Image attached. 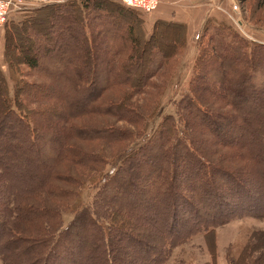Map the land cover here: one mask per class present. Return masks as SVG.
Wrapping results in <instances>:
<instances>
[{"label": "trees", "instance_id": "obj_1", "mask_svg": "<svg viewBox=\"0 0 264 264\" xmlns=\"http://www.w3.org/2000/svg\"><path fill=\"white\" fill-rule=\"evenodd\" d=\"M113 4H107L105 0H80L60 7L65 16L71 19L70 26L60 35L61 40L69 41L77 33L83 47V79L69 63L74 53L68 48L61 52L55 50L57 44L51 45L46 33L40 32L37 37L47 39L48 47L39 49L37 53H41V58L49 57L51 63L57 64L51 72L41 66V58L33 55L30 42L28 46L11 43L22 56L17 64L33 70L36 76L49 82L47 90L54 86L65 91L70 88L72 93L78 94L77 97L70 99L64 94L55 95L50 98L52 106L47 109H27L29 104L25 103L20 93L25 88V79L14 75V61L6 62L8 74L0 68V84L7 110L5 115L13 120V128L9 134L6 133L23 139L1 152L0 264H80L83 246L90 248V257L93 256L89 264H166L174 247L187 243L197 235H203L210 251L211 264H215V231L218 227L243 217L264 221V199L259 198L258 193H252L250 185L246 184L250 180L243 176V173L250 172L258 185L263 181L259 171H264V46L243 40L224 21L215 24L205 20L206 26L203 25L198 36L199 52L195 58L189 92L178 101L176 116H164L141 144L131 147V124L137 125L141 118L128 101L125 108L120 109L114 102L101 106L102 113H114L116 120L129 124L102 125L96 132L92 131L93 139L102 142L100 144L94 140V148L101 151L84 152L81 145L71 142L73 138H78L80 127L79 124L67 125L71 118L68 109L72 107L77 110L74 119L87 115L86 100H90L94 93L88 62L97 42L90 15L96 22L103 6L116 10L120 8V11L127 9ZM52 7L56 6L48 5L46 9ZM126 17L131 18L134 24L137 21L141 24L137 33L136 26L127 23L123 38L116 35L106 42L102 36L108 34L109 29H101L102 36L98 42H103L105 49L109 48V59L102 67L104 85L94 93L99 94L98 97H103L106 89H112V84L124 86L117 88V94L112 93V100L131 99L133 93H144L142 90L149 85L148 78L156 75V70L160 68L154 61H165L170 54L179 53L185 46V23L159 19L147 36L143 31V20L136 19L129 12ZM7 19L4 24L8 22ZM108 21L110 26L114 23L111 18ZM160 25L177 29L179 33L176 36L169 34L172 39L166 40L168 50L152 45L147 56L152 59L153 67L148 75L146 72L139 74L131 68V61L137 57L138 62L143 61V55L155 41L153 35ZM138 33L144 47L139 43ZM16 39L15 36L6 39L4 54L6 50L9 51L10 41ZM222 43L243 58L248 71L240 67L236 60L238 57L231 53L224 52L217 56L216 46ZM52 50L54 53H51ZM155 53L157 55L154 57ZM212 62L218 65L211 67ZM220 65L229 71L224 73ZM112 66L117 69L116 81L110 78L107 70ZM235 71L242 73L244 78V82L236 84L238 89L235 95L243 94L249 101L248 107H236L237 111H233L234 103L228 101L225 93L212 96L205 81L207 75L226 82L227 77ZM132 76L137 77L134 84ZM258 93L261 97L257 96ZM43 97V101L47 102L49 96ZM227 104L230 110L226 109ZM210 105L216 109L213 115ZM3 109L0 103V118L4 115ZM154 111L155 106L148 115L151 116ZM45 115L51 116L57 126L50 123ZM223 121L242 130L238 138L224 141L214 134V138L210 139L211 130L222 125ZM201 126L206 130L203 131ZM1 130L0 126V136L3 135ZM146 130L142 126L138 129L144 131L140 132L142 137ZM49 136L55 141L49 140ZM250 136L256 140H250ZM34 148L37 153L32 157V165H26L23 177L19 175L16 165L3 161L10 156L23 160L30 150L35 152ZM181 154H184L183 158ZM224 156L228 158L227 161L234 159L236 162L233 163L237 166L229 168L223 162ZM10 161L14 162L12 159ZM67 163L81 171L62 170V164ZM86 184L96 185L89 203L83 200L82 190ZM116 195L121 197L120 200ZM228 198L233 199L235 209L222 208L227 205ZM196 202L200 203L199 207ZM66 214L71 219L64 225L63 217ZM257 232L260 236L257 241L261 245L264 230ZM140 233L143 235H137ZM122 242L132 243L128 246L130 250L134 248L136 254L120 259L116 252ZM260 248L264 255V247ZM238 260L241 262L240 256Z\"/></svg>", "mask_w": 264, "mask_h": 264}, {"label": "rangeland", "instance_id": "obj_2", "mask_svg": "<svg viewBox=\"0 0 264 264\" xmlns=\"http://www.w3.org/2000/svg\"><path fill=\"white\" fill-rule=\"evenodd\" d=\"M75 2L80 0H41L34 2H23L17 1L15 2L14 6L11 7V12L8 16V22L6 24L0 25V68L5 72V74L9 73V67L8 63H6L8 60H13L14 62V71L18 78L22 76V78L25 79V88L20 92L24 99L26 100L25 103L29 104L27 109H30V107H34L37 109H47L48 106H52L50 102V98L55 95H66L67 97L74 98L77 97V93H72L71 89L68 88L66 91L64 88H57L56 86L52 87L51 89H48L49 82L43 81L42 78H39V76H36L35 72L33 70L27 69L22 64H17L21 61L20 52L15 51L14 47L11 46V43H18L20 45L28 46L29 42L31 47L33 48V55L38 56L41 58V53H37L39 49H42L44 47H48V41L47 39L38 38L40 32H44L42 34H47V36L50 37L49 43L51 45L57 44V47L55 50L61 52L64 50H71L74 53V56H71L69 59V63L71 64V68L75 70L78 75L80 76V79H83L85 68L82 65V63L85 61L84 58V51L83 47L80 43V41L77 39L78 34L75 33V37L69 41H64V39L61 40V33L65 31L66 28L70 26L71 19L65 16V14L60 10L61 6L68 3V2ZM107 4H113L116 3V6L122 5L123 7L127 8L123 11H120V8L118 10L111 9L110 7L103 6V9H100L99 14V22H93V16L90 15V20L92 21V28L95 35V45L92 49L91 54V60L88 62V71L91 72V85H93L94 93L96 91L99 92V88H101L104 85V80L102 78V67L107 63V59H109V56L107 55L109 48L105 49V44L103 42H98L101 35V29L102 28H108V34H104L102 37H105L104 40L110 41L114 39L116 35L118 37L123 38L125 33V29L127 28V23H131V25L136 26V33L141 28V24L138 23V21L134 24L131 18H127L126 14L127 12L133 14V16L136 19L143 20V26L145 28L144 20L146 19L151 24H155V22L159 19H154L155 17L151 14H145L140 12L139 10H136L132 7H128L124 4H121L114 0H105ZM183 1V0H181ZM112 2V3H111ZM186 2V1H185ZM160 3V0H159ZM190 3L193 4V6L190 5ZM182 4V3H181ZM238 6L239 14L235 16L234 12L232 11V7L234 5ZM48 5H55L56 7L47 8ZM114 5V4H113ZM186 7L189 8H195L196 11L198 10L199 6H205L207 8V12H205V16H203L202 24L199 31H196L197 36H195V32L193 34H190L189 38L187 37L185 46L183 49L180 50L179 53L170 54L169 59L160 62H155L154 64L160 65L159 69L156 70L155 74L148 78L149 85L145 87L142 91L144 93H133L131 94V99H117L112 100L113 95L112 93H116L118 91L117 88H122L124 86H121V84H118L117 86H114L112 84L110 87L112 89H106L104 92V96L99 94H94L93 96H90V100L87 98L86 103L87 105V115L74 119L75 113L77 112L76 109L69 107V116L71 117L68 121V126L79 124V133L78 138H73L71 142L73 144L78 143L81 145V150L88 153H94L101 151L99 148L95 147V142H99L100 144L102 142L97 141L93 139V134L96 132L102 125L104 127L110 126V125H116V126H125L128 125L125 121H118L114 117V113L105 114L106 112L102 113L101 106L103 105H110V103H113L115 105H119L120 108H125L127 101L129 104H131L132 107L136 108L139 112V116L141 118L140 122L137 125L131 124V132L133 133V136L131 137V147H135L137 144H141L146 138L151 135V133L154 131V129L157 127V125L162 121L163 117L166 115H174L177 114V104L178 101L189 92V88L194 76V63L195 58H197L198 52H199V43H198V36L202 30V27L206 26L204 23L207 21L213 22L216 24L224 21L229 26H231L234 31L245 41L253 44L263 45L264 46V0H189V2H186L183 4ZM46 6V7H45ZM68 6V5H67ZM66 8V6H64ZM67 8H71L68 6ZM188 8V9H189ZM73 10V8H71ZM121 12V13H120ZM78 15L79 11H77ZM233 13L235 18L239 19L240 26H237L238 22L234 24V21L230 19L227 14ZM51 15V16H50ZM125 15V17H123ZM52 18V21H51ZM105 18V19H104ZM113 20V24L110 26V23L108 19ZM195 20V18H194ZM109 24H108V23ZM5 23V22H4ZM43 23V24H42ZM212 23V24H213ZM204 25V26H203ZM31 28V29H28ZM153 30V29H152ZM173 31V34H172ZM177 29H171L166 28L163 25H160L158 30H156L155 34L153 35L155 38V41H153V44L149 45L148 50L146 51L145 55H143L142 62H138V57L131 61V68L137 70V73L139 74L142 72H146L148 75L149 70H151V67H153V61L152 59L147 56V53L152 49V45L158 46L159 48H163L165 50H168V42H166L167 38H170L171 35H178ZM171 34V35H169ZM139 35V33H138ZM16 37L17 39L11 40L9 45V51L5 52L4 54V43L6 42V39L10 37ZM45 35V37H47ZM176 36V35H175ZM29 37L35 38L33 41ZM63 37V36H62ZM38 38V39H37ZM139 39V43L141 44V47H144L142 39L139 35L137 36ZM12 39V38H11ZM20 40V41H19ZM27 40V41H26ZM49 40V39H48ZM157 40V41H156ZM28 43V44H27ZM7 44V42H6ZM53 47V46H52ZM54 48V47H53ZM174 48L172 49V51ZM162 51V50H161ZM216 54L217 56L219 54H224V52L231 53L232 56L238 57L236 58L237 62L239 63L241 68L249 70V67L247 63L243 60V58L240 57V55L236 54L234 51H231L228 48V45L226 44H219L216 46ZM51 53H54L53 50ZM142 53V52H141ZM153 54V53H152ZM215 54V55H216ZM157 54H154V57ZM7 56V57H6ZM49 56V55H48ZM93 57V58H92ZM10 58V59H9ZM13 58V59H11ZM49 57L43 56L40 59L41 66L45 68L47 72H51L50 70L52 68H56L57 64L51 63L49 60ZM218 60V59H217ZM216 60V62H217ZM163 61V62H162ZM211 67L217 66L218 63L212 62ZM115 66V65H114ZM221 71L228 72L229 69L226 67H223L220 65ZM110 78L113 80L118 79V73L116 72L117 69L115 67H108L107 68ZM60 73L57 72V74ZM86 81V79H85ZM108 81V80H107ZM132 83L134 84V81H137V77L132 76L131 78ZM205 81L207 83V89L211 92L212 96L217 97L218 95H222L225 93L228 101L233 102L232 105L233 111L236 110V107L239 108H246L249 106L248 98H244L243 94L235 95L237 92L238 86L236 85L239 82H244V78L242 76V73L240 72H233L230 74L229 77H227L226 82H221L218 80L217 77L214 76H205ZM246 83V82H245ZM132 84V85H133ZM44 85V86H43ZM42 86V87H41ZM134 86V85H133ZM71 87V86H70ZM124 89V88H123ZM20 90V89H19ZM3 86L0 84V103L4 107V115L0 118L1 123V133H3L2 136H0V158H3V154H1L2 150L7 147L11 146L14 147V145L19 141L23 140L22 138H14L12 135H8L9 131L13 128V120L11 117H7L5 115L6 113V103L4 101V97L2 95ZM260 93V92H259ZM258 93L257 96L261 97V95ZM117 94V93H116ZM43 96H49V99L46 101H43ZM111 99V100H110ZM159 99V101H158ZM31 100L32 103L29 101ZM30 102V103H29ZM24 103V102H23ZM54 105V104H53ZM21 106L25 107V104H22ZM43 106V107H42ZM155 106V111L150 114L151 110ZM157 106V107H156ZM26 108V107H25ZM209 108H213L212 115L216 113L215 106H209ZM230 110L231 108L227 104V108ZM58 111V110H57ZM76 111V112H75ZM232 111V110H231ZM45 117L48 119V121L54 126H57V123L54 121V119L51 116L45 115ZM51 117V118H50ZM86 117V118H85ZM81 122V123H80ZM142 126L144 130L148 126L145 136H141L144 131H138L139 127ZM215 126V125H214ZM201 129L203 131L206 130L203 126H201ZM94 131V132H92ZM138 131V132H137ZM8 134H7V133ZM136 132V133H135ZM242 130H239L238 128L232 127L229 123L226 121L222 122V125L215 126V129L211 130V135H209L210 139L214 138V136L220 137L224 139V141H228L229 139H236L239 137ZM135 133V134H134ZM215 134V135H214ZM214 135V136H213ZM253 135V134H251ZM142 137V138H141ZM253 138V140H256L254 136H250V140ZM49 140L55 141V139L52 136L48 137ZM95 140V142H94ZM85 141H91V142H85ZM223 148L222 150H224ZM35 152L30 150L31 152L25 154V158L22 160L18 157L10 156L8 160L4 159L3 161L6 162V164H12L13 166L16 165L18 168L19 175L22 177L24 176V169L27 165H32V157L36 155L37 149H33ZM119 152V151H118ZM117 152H114V154ZM2 155V156H1ZM212 156V155H211ZM181 158L184 157V154L180 155ZM13 160L14 162H11L10 160ZM224 156L223 162L224 164H227L229 168L234 169L235 165L233 161L234 159H231L230 161ZM30 160V161H29ZM236 162V161H235ZM231 165V166H229ZM62 170L65 171H72V172H80L81 169L77 166H72L70 163L62 164ZM227 167V166H226ZM109 170V168L107 169ZM139 171V169H137ZM259 174L261 175V178L263 179L262 183L258 185L256 182V179L252 177V174L250 172L243 173V176L250 180L246 182V184L251 188L252 193L259 194V198L264 199V171L260 170ZM144 175V174H143ZM246 180V181H247ZM180 181L178 180V183ZM57 184V182H55ZM95 184H86L82 190L83 192V200L85 203H89L92 199V196L95 193ZM117 199L120 200V196L116 195ZM126 200V199H125ZM227 205L222 207L224 210L229 209L232 210V208L235 207L233 204V199H227ZM224 202V201H223ZM191 203L195 204L193 201ZM197 204V202H196ZM200 203L197 204L199 207ZM241 206V205H240ZM242 207V206H241ZM235 209V208H234ZM233 209V210H234ZM172 209H170L171 211ZM228 210V211H229ZM71 219V216L66 214L63 217L64 225H66ZM167 224V223H166ZM166 227V225H165ZM257 230H264V221H260L258 219H254L251 217H243L241 219H235L233 221H230L229 223L224 224L223 226H220L216 229L215 233V264H264V255L262 254L263 251H261L260 246L264 247V237H262L261 245L257 241V238L260 236ZM79 234V233H78ZM143 235V233L137 234L139 236ZM258 235V237H257ZM145 236V235H144ZM132 243L122 242L121 248L118 249L117 256L122 259L125 256H134L136 252L134 248L130 250V245ZM259 248V249H258ZM245 249V250H244ZM256 249V250H254ZM74 250V249H73ZM90 248L83 246L80 252L79 261L80 264H89L92 262V257H90ZM238 256L241 258V262L238 260ZM247 257V261H245V258ZM237 260V261H236ZM53 262V261H51ZM137 264V263H132ZM166 264H211V255L210 251L208 249V246L203 238V235H197L193 237L191 240H189L187 243L178 245L174 247L171 251V255L169 256Z\"/></svg>", "mask_w": 264, "mask_h": 264}, {"label": "crops", "instance_id": "obj_3", "mask_svg": "<svg viewBox=\"0 0 264 264\" xmlns=\"http://www.w3.org/2000/svg\"><path fill=\"white\" fill-rule=\"evenodd\" d=\"M185 1L189 2V0H160L157 10L153 12L152 16L155 17V20L162 19L187 24V37L189 38L190 34L194 32L195 36H197L196 31H199L198 29L203 23L202 19L205 16V12H207V8L200 5L196 11L195 8L184 6ZM190 5L193 6L192 3ZM144 24L145 28L143 26V31L145 35L149 36L152 32L153 24L146 19L144 20Z\"/></svg>", "mask_w": 264, "mask_h": 264}, {"label": "built area", "instance_id": "obj_4", "mask_svg": "<svg viewBox=\"0 0 264 264\" xmlns=\"http://www.w3.org/2000/svg\"><path fill=\"white\" fill-rule=\"evenodd\" d=\"M17 1H21V0H17ZM26 1L37 3L36 1H41V0H23V2ZM114 1H117L128 7H132L147 15L153 13L155 10H157L159 6V0H114ZM15 2L16 0H0V25H3L4 22H6V19L8 18L9 13L11 12L10 9L12 6H14ZM232 11L234 12L235 16L239 14V9L236 4L232 7ZM226 14L230 19L234 21V24L237 21L238 24L236 25L237 26L241 25L239 24V19L235 18L233 13L230 14L226 13Z\"/></svg>", "mask_w": 264, "mask_h": 264}]
</instances>
